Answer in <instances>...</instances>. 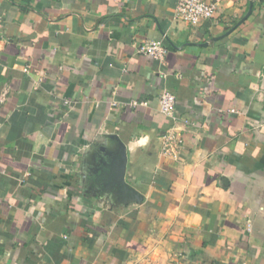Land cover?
Instances as JSON below:
<instances>
[{"label":"crops","instance_id":"1","mask_svg":"<svg viewBox=\"0 0 264 264\" xmlns=\"http://www.w3.org/2000/svg\"><path fill=\"white\" fill-rule=\"evenodd\" d=\"M175 7L0 0V264H264V0H219L196 26ZM105 135L142 203L99 192Z\"/></svg>","mask_w":264,"mask_h":264},{"label":"built area","instance_id":"2","mask_svg":"<svg viewBox=\"0 0 264 264\" xmlns=\"http://www.w3.org/2000/svg\"><path fill=\"white\" fill-rule=\"evenodd\" d=\"M207 2L204 0H176V15L185 24L196 26L203 20L214 17L217 9V2ZM137 52L146 55L153 60L163 61L167 54V48L159 41H144L137 46ZM64 103H68L65 101ZM158 111L161 115L170 120L172 126L164 136L162 155H175V152L182 144V139L177 136L175 117V96L168 90L163 89L158 95ZM116 103L113 102L112 106ZM131 109L146 106L145 101L131 99L127 102ZM231 112V110H230Z\"/></svg>","mask_w":264,"mask_h":264},{"label":"water","instance_id":"3","mask_svg":"<svg viewBox=\"0 0 264 264\" xmlns=\"http://www.w3.org/2000/svg\"><path fill=\"white\" fill-rule=\"evenodd\" d=\"M107 145L99 147L103 155L102 166L105 167V174L102 179H96L103 196L115 205L140 204L143 195L139 193L126 181L127 154L126 146L116 135H105ZM103 173V171H102Z\"/></svg>","mask_w":264,"mask_h":264}]
</instances>
